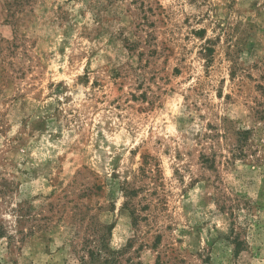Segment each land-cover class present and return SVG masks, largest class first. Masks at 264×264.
<instances>
[{"label":"rangeland","instance_id":"374dc122","mask_svg":"<svg viewBox=\"0 0 264 264\" xmlns=\"http://www.w3.org/2000/svg\"><path fill=\"white\" fill-rule=\"evenodd\" d=\"M0 231V264H264V0H0Z\"/></svg>","mask_w":264,"mask_h":264},{"label":"trees","instance_id":"16d2710c","mask_svg":"<svg viewBox=\"0 0 264 264\" xmlns=\"http://www.w3.org/2000/svg\"><path fill=\"white\" fill-rule=\"evenodd\" d=\"M2 236H3V232L0 231V237H2ZM240 245L241 244H235V246H236L235 253H238L239 252ZM84 264H86V262Z\"/></svg>","mask_w":264,"mask_h":264}]
</instances>
